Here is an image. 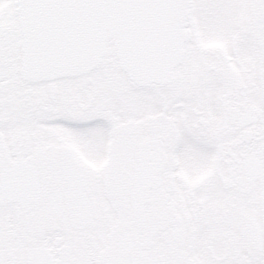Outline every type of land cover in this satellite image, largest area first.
Returning <instances> with one entry per match:
<instances>
[{
	"label": "snow or ice",
	"instance_id": "snow-or-ice-1",
	"mask_svg": "<svg viewBox=\"0 0 264 264\" xmlns=\"http://www.w3.org/2000/svg\"><path fill=\"white\" fill-rule=\"evenodd\" d=\"M0 264H264V0H0Z\"/></svg>",
	"mask_w": 264,
	"mask_h": 264
}]
</instances>
